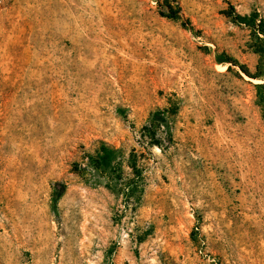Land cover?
I'll list each match as a JSON object with an SVG mask.
<instances>
[{
    "label": "rangeland",
    "instance_id": "374dc122",
    "mask_svg": "<svg viewBox=\"0 0 264 264\" xmlns=\"http://www.w3.org/2000/svg\"><path fill=\"white\" fill-rule=\"evenodd\" d=\"M177 4L189 27L166 17ZM256 13L264 0H0V264H264ZM102 143L141 171L131 197L78 172Z\"/></svg>",
    "mask_w": 264,
    "mask_h": 264
},
{
    "label": "trees",
    "instance_id": "16d2710c",
    "mask_svg": "<svg viewBox=\"0 0 264 264\" xmlns=\"http://www.w3.org/2000/svg\"><path fill=\"white\" fill-rule=\"evenodd\" d=\"M170 13L166 14L168 18H176L180 15L183 17V25L189 27V23L184 18L181 13V7L177 4L176 10L169 8ZM246 22L255 23L256 20H259V24L255 30L258 29V34L262 35L264 40V20L256 13L252 17L241 18ZM190 29H192L190 27ZM219 63H228L226 60H222L221 57H218ZM258 96L260 101L264 102V84L256 85ZM152 126L144 127V137L150 138L155 145H160L158 140H156V130L154 129L155 125L167 124V118L165 114L161 111H156L151 116ZM87 162L83 167H78L77 170L83 177L90 176L97 182L105 181V186L112 191L117 196L119 194H124L126 198L134 195L135 192H138L141 188L140 184L142 181L141 171L138 170L135 162L129 158H125L124 151L122 149H117L112 146L102 143L95 155H88ZM126 170L131 172L125 177ZM131 176V177H128ZM67 189V186L64 183L57 182L54 185L53 191V201L54 208L57 209V202L63 197Z\"/></svg>",
    "mask_w": 264,
    "mask_h": 264
}]
</instances>
